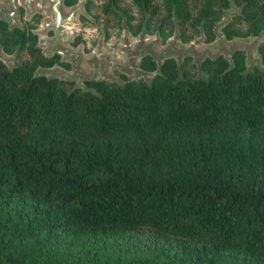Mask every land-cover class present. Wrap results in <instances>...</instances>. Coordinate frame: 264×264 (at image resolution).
I'll list each match as a JSON object with an SVG mask.
<instances>
[{"label":"trees","instance_id":"obj_1","mask_svg":"<svg viewBox=\"0 0 264 264\" xmlns=\"http://www.w3.org/2000/svg\"><path fill=\"white\" fill-rule=\"evenodd\" d=\"M102 1L133 34L209 42L230 1L226 39L264 33V0ZM34 44L0 23L21 56L0 60V264H264V73L242 51L67 90Z\"/></svg>","mask_w":264,"mask_h":264},{"label":"rangeland","instance_id":"obj_2","mask_svg":"<svg viewBox=\"0 0 264 264\" xmlns=\"http://www.w3.org/2000/svg\"><path fill=\"white\" fill-rule=\"evenodd\" d=\"M88 0H79L78 9L73 17L74 24L71 27L69 42H64L60 48H71L77 50L80 56L77 63L81 76H88L93 72L92 77L103 79L106 82L122 84L127 80L148 81L154 72H146L138 67V62L144 54L149 55L156 64L165 58H172L177 66L186 62L197 76H204L199 64L205 57L220 55L230 60V54L234 50H240L244 55L246 70L258 68L264 73V64L258 52V46L264 42V33L259 35H248L245 37H232L226 39L221 33V27L235 14L238 8L231 1L220 19L213 26L214 37L207 42L202 34L193 37L189 42H181L176 31L165 38L153 28L147 30L142 26L135 34L129 32L124 24V14H105L99 8L100 0H90L89 10L83 5ZM126 6L129 0L124 2ZM38 32V31H37ZM40 33V31H39ZM76 36L83 38L72 45ZM39 40L44 36L38 34ZM44 44H40L44 52ZM72 45V46H71ZM5 54L1 60L8 68L16 62L13 54ZM71 55H62L63 62L71 63ZM94 69V70H93ZM36 74H43L47 77H55L65 83L67 90L73 87L86 89L81 77L71 69L54 65L51 68H37ZM69 81V82H68Z\"/></svg>","mask_w":264,"mask_h":264},{"label":"flooded vegetation","instance_id":"obj_3","mask_svg":"<svg viewBox=\"0 0 264 264\" xmlns=\"http://www.w3.org/2000/svg\"><path fill=\"white\" fill-rule=\"evenodd\" d=\"M100 1L101 3L104 2L102 0ZM78 2L79 0H59V4L58 5L56 4L57 6L56 10L58 12L59 18H57L56 20L55 12L52 8L53 4H55V0L54 1L53 0H14L16 10H17V15L13 17L12 19L10 18L11 17L10 7L11 6L9 4V0H0V6L8 10V11H3L5 18H3L0 14V23H2L5 26V29L7 31H11L12 29L16 28L20 30L21 32H24L25 34L30 33L31 35L35 37L34 47L38 48L40 53L44 57H47V58H52L54 56L57 57V61L54 62L51 66L40 67V68H51L54 65H58L68 70V69H71L70 62L69 63L63 62L61 60V55L55 52L53 49L49 50L50 48L46 44L43 45L45 48H44V52H42L40 44L41 42L49 41L51 38L56 37L54 24L57 22L58 23L57 25L59 27H63L64 25H62L60 22H63V20L66 19L70 10L73 7H75V5L78 4ZM89 4H90V0L85 1L83 6L87 10H89ZM38 34H40L41 36H44V38H42V40H39ZM59 35H60L59 39L65 38V34L60 33ZM59 39H58V42L55 44L56 48H60L59 46H61V44L64 43L63 40H59ZM82 39L83 38H80V36H76V38H74L71 44L75 45L77 42L81 41ZM68 42L69 41H67L66 43ZM17 49H18V45L14 48V50L11 53H6V54H13L16 59V62L21 57V56L19 57L16 55ZM67 49H71V48H67ZM91 80H99V79L92 78ZM82 81L85 86L86 85L85 80H82ZM73 88H76V87H73Z\"/></svg>","mask_w":264,"mask_h":264},{"label":"water","instance_id":"obj_4","mask_svg":"<svg viewBox=\"0 0 264 264\" xmlns=\"http://www.w3.org/2000/svg\"><path fill=\"white\" fill-rule=\"evenodd\" d=\"M54 1V0H53ZM9 4H10V8H11V17L13 19V17H15L17 15V10H16V6H15V3H14V0H9ZM56 4L58 5L59 4V0H55V4H53L52 8L55 12V19L57 20V18H59V15H58V12H57V6ZM78 5L73 7L70 12L68 13L67 17L65 20H63V22H60L62 25H64L63 27H59L57 24V22L54 24V29H55V33H56V37L55 38H51L49 41H44V42H41L42 44H46L49 46V50L53 49L55 52H57L58 54H60L61 56L62 55H71L72 56V61H71V68H73V70L77 73V75H79L78 77H81L80 79L82 80H85V81H88V80H91L93 77V72L92 73H89L88 76H85V77H82L81 76V71L77 65V63L75 62L76 60H78L77 58L80 56V53L77 51V50H71V49H67V48H56L55 44L58 42V39H59V34L60 33H63L65 34V38H62V39H59V40H63L64 42H67L69 41V38H70V35L72 33L71 31V27L72 25L74 24V21H73V17L75 15V12L77 11L78 9ZM3 11H8L6 10L4 7L0 6V14L3 18H5L4 14H3ZM59 23V24H60ZM263 33V32H261ZM259 35V34H258ZM233 52V51H232ZM231 52V53H232ZM145 55V54H144ZM218 56V55H217ZM5 57V54L4 52L0 49V59L2 60L3 58ZM215 57V56H214ZM210 58H213V57H210ZM230 61V60H229ZM3 63V62H2ZM4 64V63H3ZM160 64V63H159ZM157 64V65H159ZM10 68V67H9ZM37 69V68H36ZM94 70V69H93ZM34 74L35 75H43V74H36L35 71H34ZM45 76V75H44ZM47 77V76H46ZM47 78H55V77H47ZM101 80V79H99Z\"/></svg>","mask_w":264,"mask_h":264}]
</instances>
